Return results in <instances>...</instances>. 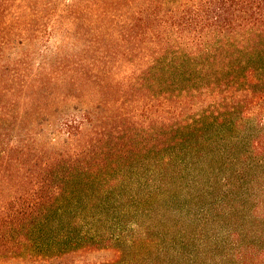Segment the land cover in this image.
<instances>
[{"label":"trees","instance_id":"16d2710c","mask_svg":"<svg viewBox=\"0 0 264 264\" xmlns=\"http://www.w3.org/2000/svg\"><path fill=\"white\" fill-rule=\"evenodd\" d=\"M52 1L0 0V264H264V0Z\"/></svg>","mask_w":264,"mask_h":264},{"label":"rangeland","instance_id":"374dc122","mask_svg":"<svg viewBox=\"0 0 264 264\" xmlns=\"http://www.w3.org/2000/svg\"><path fill=\"white\" fill-rule=\"evenodd\" d=\"M92 1L93 0H88L86 4L90 6L91 5L90 3ZM28 2H30L33 7H38L40 5V3L44 2V0H28ZM52 2H53L52 7L57 8V9L63 8L67 4V2H63V0H57V1H52ZM83 5L85 6V3H81L80 6H83ZM69 21H70V19L65 17L62 20V24L66 25V24H68ZM69 25H74V24L69 23ZM258 40H259V38H258ZM259 44L261 46L264 45V37L261 38V41L258 43V45ZM134 58L135 57L132 56L130 61L134 62ZM130 61H125L122 65H120V69H124L127 66H129L131 64ZM173 75L174 74H171L170 71H167L166 73L164 72L162 74H160L158 71H153L152 74L149 75L148 78L146 79V89L147 90L151 89V90H154L156 92H160V87H162L168 91L176 90L178 88V86H180L181 83L178 84L175 81H172V78L174 77ZM185 78H188V76H185ZM66 89L74 91V86H67ZM113 90H114V88H113ZM8 96L9 95L6 94V92H0V100H5L8 98ZM104 96H105V94H104ZM122 99L124 102H127V103L130 102V96L129 95L123 96ZM70 102H71V100L69 101V99H67V101H65V102H61L60 103L61 107L59 110L66 109L68 107V105L70 104Z\"/></svg>","mask_w":264,"mask_h":264}]
</instances>
